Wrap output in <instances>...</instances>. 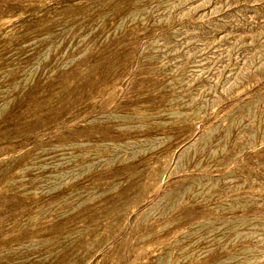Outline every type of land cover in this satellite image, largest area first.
<instances>
[{"label": "rangeland", "instance_id": "obj_1", "mask_svg": "<svg viewBox=\"0 0 264 264\" xmlns=\"http://www.w3.org/2000/svg\"><path fill=\"white\" fill-rule=\"evenodd\" d=\"M0 264H264V0H0Z\"/></svg>", "mask_w": 264, "mask_h": 264}, {"label": "bare ground", "instance_id": "obj_2", "mask_svg": "<svg viewBox=\"0 0 264 264\" xmlns=\"http://www.w3.org/2000/svg\"><path fill=\"white\" fill-rule=\"evenodd\" d=\"M93 224V223H92Z\"/></svg>", "mask_w": 264, "mask_h": 264}]
</instances>
